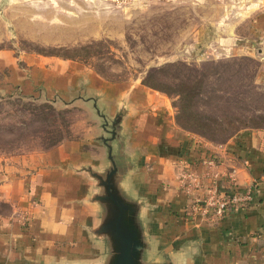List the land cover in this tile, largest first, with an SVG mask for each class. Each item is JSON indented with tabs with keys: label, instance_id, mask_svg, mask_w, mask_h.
Masks as SVG:
<instances>
[{
	"label": "crops",
	"instance_id": "1",
	"mask_svg": "<svg viewBox=\"0 0 264 264\" xmlns=\"http://www.w3.org/2000/svg\"><path fill=\"white\" fill-rule=\"evenodd\" d=\"M221 2L215 8L226 6ZM240 2L245 4L243 16L225 22V31L232 39L239 25H245V39L262 40L264 56V0ZM62 70L57 82L44 78L46 74H27L16 86L24 95H58L92 110L95 100L109 115L125 104L126 152L135 163L125 186L146 203L143 216L156 255L171 256L175 264H264V128L243 129L224 143L212 142L179 126L172 105L143 82H111L89 68ZM96 131L41 153L0 160V264L104 260L107 247L92 233L99 219L98 206L90 202L94 181L79 171L84 165L106 164ZM210 156L219 162L221 185L234 170L241 187L256 188L249 207L232 210L215 223L192 216L190 197L178 180L183 168L205 172L203 160ZM23 215L28 217L25 224Z\"/></svg>",
	"mask_w": 264,
	"mask_h": 264
},
{
	"label": "rangeland",
	"instance_id": "2",
	"mask_svg": "<svg viewBox=\"0 0 264 264\" xmlns=\"http://www.w3.org/2000/svg\"><path fill=\"white\" fill-rule=\"evenodd\" d=\"M220 1L0 0V160L100 131L84 102L28 96L16 86L27 74L57 82L61 69L75 67L153 86L191 132L212 142L264 128L263 41L246 40L245 25L230 39L225 22L243 16L245 4L215 8ZM191 114L219 124L199 125Z\"/></svg>",
	"mask_w": 264,
	"mask_h": 264
},
{
	"label": "water",
	"instance_id": "3",
	"mask_svg": "<svg viewBox=\"0 0 264 264\" xmlns=\"http://www.w3.org/2000/svg\"><path fill=\"white\" fill-rule=\"evenodd\" d=\"M93 106L94 114L100 119L97 140L105 146L106 164L101 168L84 165L79 171L94 181L90 202L98 206L99 219L92 233L104 241L108 253L99 263L71 264H175L173 257H159L154 253L143 216L146 203L125 186L127 177L135 169L131 155L126 152L125 104L113 115L103 111L95 100Z\"/></svg>",
	"mask_w": 264,
	"mask_h": 264
},
{
	"label": "built area",
	"instance_id": "4",
	"mask_svg": "<svg viewBox=\"0 0 264 264\" xmlns=\"http://www.w3.org/2000/svg\"><path fill=\"white\" fill-rule=\"evenodd\" d=\"M206 169L197 173L193 169H180L178 180L180 187L190 197L192 216L202 215L209 223H215L232 210L245 209L255 200V186L241 187L235 177L234 170L227 172L225 184L221 185L222 175L217 170L219 162L215 156L203 160ZM223 183V182H222ZM202 188V194L194 193ZM23 223L28 220L22 216Z\"/></svg>",
	"mask_w": 264,
	"mask_h": 264
},
{
	"label": "trees",
	"instance_id": "5",
	"mask_svg": "<svg viewBox=\"0 0 264 264\" xmlns=\"http://www.w3.org/2000/svg\"><path fill=\"white\" fill-rule=\"evenodd\" d=\"M144 84L145 85H147V86H149V87H153V86H151V85H149V84H147V83H145L144 82ZM154 88V87H153ZM187 109H188V106L185 104H183V106L181 107V111H183V113H186V111H187ZM175 119H176V122H177V124L179 125V126H181L182 128H184V129H186V130H191V131H195V130H193V129H190V128H188V127H186L184 124H183V122H181V120L177 117V116H175ZM190 119H192L191 121H194V123H199V125L201 124V125H210V123H212V124H219V121L218 120H216V119H212V120H205L201 115H196V114H191L190 115ZM256 129H260V128H256ZM241 130H243V129H241ZM241 130H239V131H237L236 133H234L233 135H231V137L232 136H234L235 134H237V133H239ZM199 133V135L200 136H205L204 134H200V132H198ZM230 137V138H231ZM227 141V140H226Z\"/></svg>",
	"mask_w": 264,
	"mask_h": 264
}]
</instances>
